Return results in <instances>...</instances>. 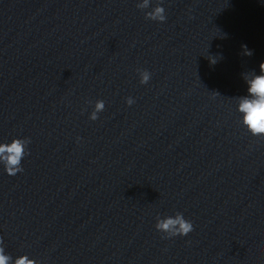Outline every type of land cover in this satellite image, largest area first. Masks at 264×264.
<instances>
[{"label":"clouds","instance_id":"obj_1","mask_svg":"<svg viewBox=\"0 0 264 264\" xmlns=\"http://www.w3.org/2000/svg\"><path fill=\"white\" fill-rule=\"evenodd\" d=\"M149 0H144L139 7H147ZM147 19L164 22L166 20L165 9L157 6L152 12L147 14ZM243 55L251 56L253 53L247 49V45H242ZM219 56H209L211 64L217 63ZM260 74L255 71L243 73L242 77L247 85V94L237 97L239 113L242 114V123L253 136H264V62L260 64ZM151 78L150 72L147 70L140 71V83L146 84ZM218 94V93H217ZM134 100L129 97L127 104L132 105ZM105 108L104 101L99 100L95 104V108L90 115L91 120L98 118V113ZM30 141L20 138L13 139L10 143H0V161L3 162L5 170L9 175H15L23 171L21 161L26 155V146ZM155 228L167 234L168 237L187 236L193 231V224L186 220L182 213H176L174 217L158 219ZM3 244L0 238V245ZM12 257L5 254V249L0 246V264H12ZM14 264H36L34 260H30L26 255H22L15 259Z\"/></svg>","mask_w":264,"mask_h":264}]
</instances>
